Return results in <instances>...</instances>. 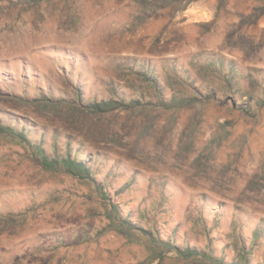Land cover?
Listing matches in <instances>:
<instances>
[{
    "label": "rangeland",
    "instance_id": "374dc122",
    "mask_svg": "<svg viewBox=\"0 0 264 264\" xmlns=\"http://www.w3.org/2000/svg\"><path fill=\"white\" fill-rule=\"evenodd\" d=\"M205 57L241 70L239 84L207 75L218 71H202ZM140 69L188 93L177 77L202 79L216 98L158 107ZM131 82L153 103L94 115L59 102L129 94ZM235 89L264 92V0H0V124L44 133L62 154L82 146L96 181L111 180L105 200L97 182L43 169L0 134V264H201L153 260L143 232L111 229L110 202L162 238L226 261L243 243L264 264V108L238 110Z\"/></svg>",
    "mask_w": 264,
    "mask_h": 264
},
{
    "label": "trees",
    "instance_id": "16d2710c",
    "mask_svg": "<svg viewBox=\"0 0 264 264\" xmlns=\"http://www.w3.org/2000/svg\"><path fill=\"white\" fill-rule=\"evenodd\" d=\"M185 7V4L184 6ZM223 59H215L205 57L200 62V68L202 71L212 70L218 71V73H208L209 76H219L225 86L232 88L233 83L239 84L238 75L243 76L240 70L232 68V64L227 61L228 71L227 73H221L222 68L225 66ZM175 72H178L174 69ZM136 73L137 77L140 78L146 85H148L157 95L155 99V105L161 108H182L191 106L194 103H204L216 98L215 89L211 88L203 91L204 84L202 79H188V75L180 74L176 80L178 84H182L183 87L191 89L192 93H188L185 90L174 88L171 85L169 79L162 78L161 81L152 73V70L140 69ZM199 82V83H198ZM129 88H133L131 93L122 95L115 94V96L102 97V98H83L79 90L76 93V97L70 98L68 96L62 97L59 101L67 106L81 111L84 114H105L114 110H128L137 106H144L146 103H153V95H145L141 90L137 89L131 82L130 85H126ZM204 88V89H205ZM113 91H115L113 89ZM240 90L235 89V94L240 98L239 103L237 102L238 110L246 114H252L259 109L264 108V92L260 95H253L247 92H238ZM41 99L48 102L54 103L55 98L52 94L46 96L41 93ZM226 97V96H225ZM231 97V94L228 95ZM45 102V101H44ZM46 103V102H45ZM15 135L19 138L24 146L31 149L32 159L37 164L46 170H62L72 176L79 178H90L97 182L100 187V195L105 200L109 199L108 185L110 183V177H106L101 181H96V173L98 172V164L93 168L95 157L92 155H83L82 146L73 147L72 142L68 140L66 142V148L62 153L58 149L57 143H51L50 149L45 147V140L43 138L36 139L30 137L28 133L24 132L23 128L15 130L9 126L0 124V134ZM99 161L98 155L96 156ZM109 215L108 218L111 229L118 232H134L139 230L143 232L147 240L151 242L155 255L152 256L153 260L162 259L165 255H175L182 258H194L201 264H249V252L250 250L243 245L234 243L237 250V258L233 261H226L223 256H217L212 251L201 249L195 245H189L188 243L179 244L170 237L162 238L155 227H145L142 224V220L139 219L136 222L123 217L120 214L118 205L114 202L109 203ZM116 218H115V217ZM145 218L144 213L141 215Z\"/></svg>",
    "mask_w": 264,
    "mask_h": 264
}]
</instances>
